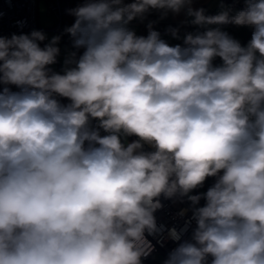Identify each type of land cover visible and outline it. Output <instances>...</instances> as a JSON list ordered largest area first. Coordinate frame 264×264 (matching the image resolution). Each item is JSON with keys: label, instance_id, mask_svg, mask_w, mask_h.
Returning <instances> with one entry per match:
<instances>
[{"label": "clouds", "instance_id": "clouds-1", "mask_svg": "<svg viewBox=\"0 0 264 264\" xmlns=\"http://www.w3.org/2000/svg\"><path fill=\"white\" fill-rule=\"evenodd\" d=\"M243 2L84 0L62 73L61 35H0V264H142L165 233L164 264H264V0ZM151 10L201 30L137 35ZM161 198L185 227L158 224Z\"/></svg>", "mask_w": 264, "mask_h": 264}, {"label": "built area", "instance_id": "built-area-1", "mask_svg": "<svg viewBox=\"0 0 264 264\" xmlns=\"http://www.w3.org/2000/svg\"><path fill=\"white\" fill-rule=\"evenodd\" d=\"M38 3L39 0H0V35L10 37L13 33H30L32 30H39V26L37 25ZM45 5L47 14L54 15L58 20L60 15V1L47 0L45 1ZM55 30L62 31L59 23L55 27ZM12 90L17 91L18 89L12 86ZM59 99L61 103H69L65 98ZM95 123L93 121V125ZM104 134L103 130H101V135ZM198 192L197 189L192 194H197ZM161 199L164 206L155 214L158 224L164 225L166 228L176 227L180 229L185 227L186 221L191 217L192 213L190 210L185 215H181L180 213L182 209H189L188 202L181 203ZM194 228L195 221H192L184 239L190 238L191 231ZM148 240L151 241L154 250L147 258L143 259L142 264H154L156 256H160L165 261L169 252L177 246L176 242L166 239V233L163 239L160 236H148Z\"/></svg>", "mask_w": 264, "mask_h": 264}, {"label": "crops", "instance_id": "crops-1", "mask_svg": "<svg viewBox=\"0 0 264 264\" xmlns=\"http://www.w3.org/2000/svg\"><path fill=\"white\" fill-rule=\"evenodd\" d=\"M125 2H130V0H125ZM227 8L233 10V14L236 10L244 8L243 0H194L192 5L193 8H204L206 15H215L221 10V4ZM190 20L186 16L184 11L179 14H174L168 12L166 16L162 14L161 11L151 10L147 13L143 19H134L130 22L128 27L136 32L137 35L147 36L148 25L151 23L152 28L157 30L161 34V38L166 40L170 45H175L177 43H183V36L187 32H195L198 29L197 26H193L190 23H185ZM170 27L178 28L181 39H174L168 32L167 29ZM223 30L227 31L233 38L237 39L242 46H246L248 41L251 39L253 29L249 26H235L226 25L223 26ZM59 32V31H58ZM214 65H220L222 61L216 58L213 61ZM199 192L205 191L204 188L198 189ZM200 204H204V200L200 201Z\"/></svg>", "mask_w": 264, "mask_h": 264}, {"label": "rangeland", "instance_id": "rangeland-1", "mask_svg": "<svg viewBox=\"0 0 264 264\" xmlns=\"http://www.w3.org/2000/svg\"><path fill=\"white\" fill-rule=\"evenodd\" d=\"M38 24H39L38 25L39 30L43 31L48 37V39H51V37L56 35H61L57 30H55V27L58 24L56 17L54 15L47 14L44 0H39L38 3ZM47 42L48 41L46 40L43 43H47ZM59 47L61 49V53L60 56L58 57V62L50 67L52 68L53 71L62 73L65 56L68 54V52L72 51V47L68 42V40L63 36L60 41ZM126 142H131L128 137L126 138ZM154 264H164V260L160 256H156L154 260Z\"/></svg>", "mask_w": 264, "mask_h": 264}, {"label": "trees", "instance_id": "trees-1", "mask_svg": "<svg viewBox=\"0 0 264 264\" xmlns=\"http://www.w3.org/2000/svg\"><path fill=\"white\" fill-rule=\"evenodd\" d=\"M59 1H60V15L57 21H59L60 29L62 30L59 33L68 40V42L72 47V40L70 36L64 33V29L66 27L71 26L72 23H74V17L69 14L68 10L77 7L79 4L83 3L84 0H59ZM213 183H214V178H208L203 188L207 190V188L210 187Z\"/></svg>", "mask_w": 264, "mask_h": 264}, {"label": "water", "instance_id": "water-1", "mask_svg": "<svg viewBox=\"0 0 264 264\" xmlns=\"http://www.w3.org/2000/svg\"><path fill=\"white\" fill-rule=\"evenodd\" d=\"M59 68H60V67H59ZM128 138L131 139V141L138 139V138L135 137V136H130V137H128ZM144 150H145V151H151L152 149H151L148 145H145V146H144ZM194 194H196V193H194Z\"/></svg>", "mask_w": 264, "mask_h": 264}, {"label": "bare ground", "instance_id": "bare-ground-1", "mask_svg": "<svg viewBox=\"0 0 264 264\" xmlns=\"http://www.w3.org/2000/svg\"><path fill=\"white\" fill-rule=\"evenodd\" d=\"M58 23H59V21H58ZM37 25H39V24H38V20H37ZM59 25H60V24H59Z\"/></svg>", "mask_w": 264, "mask_h": 264}]
</instances>
